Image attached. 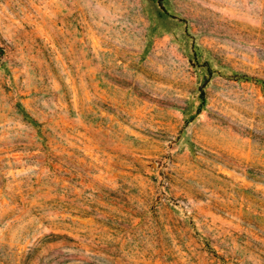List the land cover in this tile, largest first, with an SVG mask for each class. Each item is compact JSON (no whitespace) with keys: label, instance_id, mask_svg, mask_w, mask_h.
Wrapping results in <instances>:
<instances>
[{"label":"rangeland","instance_id":"rangeland-1","mask_svg":"<svg viewBox=\"0 0 264 264\" xmlns=\"http://www.w3.org/2000/svg\"><path fill=\"white\" fill-rule=\"evenodd\" d=\"M0 264H264V0H0Z\"/></svg>","mask_w":264,"mask_h":264}]
</instances>
